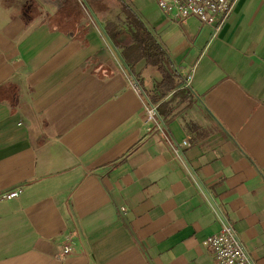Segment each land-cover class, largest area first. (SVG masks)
<instances>
[{
    "label": "crops",
    "instance_id": "0c3cea01",
    "mask_svg": "<svg viewBox=\"0 0 264 264\" xmlns=\"http://www.w3.org/2000/svg\"><path fill=\"white\" fill-rule=\"evenodd\" d=\"M124 7L176 76L163 97V70L104 29ZM210 197L264 264V0L217 31L155 0H0V264H216Z\"/></svg>",
    "mask_w": 264,
    "mask_h": 264
},
{
    "label": "built area",
    "instance_id": "2783aa9c",
    "mask_svg": "<svg viewBox=\"0 0 264 264\" xmlns=\"http://www.w3.org/2000/svg\"><path fill=\"white\" fill-rule=\"evenodd\" d=\"M160 10L173 20H183L191 15L199 18L203 25L211 26L215 31L219 30L221 25L228 19L230 11L236 0H155ZM192 75L188 74L185 85L189 86ZM129 84L135 91L141 93L144 97V116L145 124L156 131L162 132L165 121L162 120L158 105L153 103L150 95L141 88L135 76L129 75ZM188 145L186 139L180 142V145L172 146L176 157H180L183 148ZM21 192V189L9 190L2 194L3 198H15ZM210 208L215 213V217L220 223L217 232L206 237L204 243L210 249L216 264H256L247 251L243 240L239 237L233 223L226 217L219 204L210 197L208 200ZM70 253V244H67L61 253L65 257Z\"/></svg>",
    "mask_w": 264,
    "mask_h": 264
},
{
    "label": "trees",
    "instance_id": "16d2710c",
    "mask_svg": "<svg viewBox=\"0 0 264 264\" xmlns=\"http://www.w3.org/2000/svg\"><path fill=\"white\" fill-rule=\"evenodd\" d=\"M123 15L125 18L122 25L119 22L117 24H105L104 29L110 36L114 46H118V43L128 46V52L124 55L122 54L127 64L130 62L132 66L140 58H145L146 61L163 70V80L157 84V87L162 90L160 97H163L164 94L174 88L176 78L169 71L165 53L151 37L149 32L145 30L136 16L126 7L123 8ZM125 30L130 31L131 35H127ZM122 35H125L123 39H121ZM127 37L130 39L129 42H126ZM131 66L129 65V67Z\"/></svg>",
    "mask_w": 264,
    "mask_h": 264
}]
</instances>
